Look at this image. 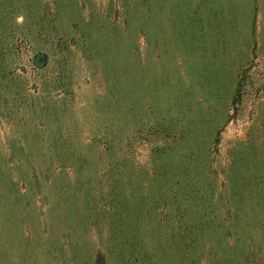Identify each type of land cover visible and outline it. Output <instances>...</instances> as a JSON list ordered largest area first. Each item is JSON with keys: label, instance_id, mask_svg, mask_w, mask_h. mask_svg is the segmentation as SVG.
Instances as JSON below:
<instances>
[{"label": "rangeland", "instance_id": "rangeland-1", "mask_svg": "<svg viewBox=\"0 0 264 264\" xmlns=\"http://www.w3.org/2000/svg\"><path fill=\"white\" fill-rule=\"evenodd\" d=\"M216 261L264 264V0H0V264Z\"/></svg>", "mask_w": 264, "mask_h": 264}, {"label": "trees", "instance_id": "trees-1", "mask_svg": "<svg viewBox=\"0 0 264 264\" xmlns=\"http://www.w3.org/2000/svg\"><path fill=\"white\" fill-rule=\"evenodd\" d=\"M206 227H207V225H206V224H203V226H202V231H203L204 228H205L204 232H206V231H207ZM204 235H205V234H204ZM217 259H218V258H217ZM216 264H217V261H216Z\"/></svg>", "mask_w": 264, "mask_h": 264}]
</instances>
